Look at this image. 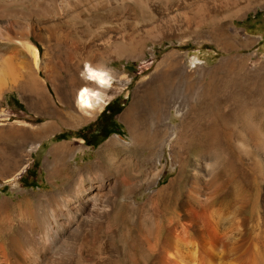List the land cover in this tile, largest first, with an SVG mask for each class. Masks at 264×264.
Segmentation results:
<instances>
[{
    "label": "bare ground",
    "instance_id": "6f19581e",
    "mask_svg": "<svg viewBox=\"0 0 264 264\" xmlns=\"http://www.w3.org/2000/svg\"><path fill=\"white\" fill-rule=\"evenodd\" d=\"M229 4L230 0H0V41L7 42H0V103L6 92L17 91L50 117L55 110L46 79L50 82L55 70L40 46L49 50L64 43L84 54L83 64H93L85 58L114 44L110 35L86 49L68 40L56 27L59 24L74 27L96 12L117 14L124 21L140 14L151 15L163 32L174 34L182 24L190 25L192 12H215ZM22 6L29 8V17L22 16ZM223 26L230 35V23ZM231 32L238 35L235 29ZM5 45L14 46L27 66L5 55ZM85 86L96 88L87 82L78 91ZM113 87L114 81L101 90L105 97L98 107L77 108L79 112L88 118L101 111ZM54 90L68 92V86ZM58 99L70 103L66 94ZM136 102L121 117L129 142L109 140L98 160L81 168L61 166L66 150L59 146L48 163L56 177L48 193L27 195L23 203L0 202V264H264V131L244 120L235 138L225 121L227 113L220 121L202 118L195 127L188 121L176 175L139 206L142 192L163 180L164 173L161 159L147 161L135 174L124 168L129 154H136L141 145L133 128L140 117L131 114ZM159 117L164 128L157 133H170L165 113ZM51 127L47 122L37 135H47ZM165 147L163 140L151 151L160 157ZM231 148L240 154L237 159ZM165 191L173 196L171 213L166 211ZM15 212L25 220L13 224L10 216Z\"/></svg>",
    "mask_w": 264,
    "mask_h": 264
},
{
    "label": "rangeland",
    "instance_id": "374dc122",
    "mask_svg": "<svg viewBox=\"0 0 264 264\" xmlns=\"http://www.w3.org/2000/svg\"><path fill=\"white\" fill-rule=\"evenodd\" d=\"M20 9L23 17H29L28 7ZM191 17L190 25L182 24L181 30L174 34L163 32L151 15L140 14L124 21L117 14L96 12L74 27L57 25L68 35V40L83 44L86 49L98 39L112 36V46L85 59L112 69L114 87L108 94L106 106L84 117L74 102L78 89L87 83L79 73L84 54L64 43L49 50L40 46L42 53H48L55 70L53 79L50 82L46 79V91L52 94L55 113L46 117L20 92L4 94L0 103V123L3 124L0 125V202L19 200L23 203L27 195L48 193L51 183L56 181L48 163L54 160V149L59 146L63 145L66 150L59 164L81 168L97 161L109 140L117 138L129 142V131L121 117L134 101L137 102L131 114L139 116L140 121L133 128L141 145L136 154H129L130 162L124 168L135 174L147 161L161 159L159 166L164 173L163 180L142 192L137 201L139 206L148 201L147 194L166 186L176 175L188 121L192 120L195 127L202 118L213 117L220 121L227 113L230 117L224 119L235 138L239 137L238 132L246 120L264 131V0H230V4L220 10L195 11ZM225 21L230 23V35L224 29ZM32 40L38 44L35 38ZM1 48L5 55L27 66V60L14 46ZM71 74L76 77L64 78ZM64 84L68 92H55V87ZM64 94L70 99L68 105L58 99ZM114 100L113 109L124 107L111 119L103 112ZM160 112L165 113L167 125L171 127L168 134L157 133L164 128ZM15 121H24L27 125L17 126L13 124ZM47 122L52 125L51 131L45 136L37 135L38 129ZM116 126L122 130L121 135L111 130ZM105 132L113 134L105 138ZM142 132L144 137L140 136ZM177 139H180L178 143ZM163 140L166 141L165 151L158 157L151 149ZM231 149L237 159L240 154ZM222 177L225 178L224 172ZM167 193L163 192L169 205L166 211L171 213L173 196ZM18 214L10 216L13 224L25 220Z\"/></svg>",
    "mask_w": 264,
    "mask_h": 264
},
{
    "label": "clouds",
    "instance_id": "9594fccd",
    "mask_svg": "<svg viewBox=\"0 0 264 264\" xmlns=\"http://www.w3.org/2000/svg\"><path fill=\"white\" fill-rule=\"evenodd\" d=\"M113 70L104 65H93L88 61L83 64V69L80 71V78L86 82H91L96 85V88L82 87L76 93V106L79 109L98 107L104 102L102 97L105 93L101 90H107L112 87L114 77ZM106 106V105H105Z\"/></svg>",
    "mask_w": 264,
    "mask_h": 264
},
{
    "label": "trees",
    "instance_id": "16d2710c",
    "mask_svg": "<svg viewBox=\"0 0 264 264\" xmlns=\"http://www.w3.org/2000/svg\"><path fill=\"white\" fill-rule=\"evenodd\" d=\"M116 102V100H114L113 102H111V103H109L108 105H107V107L105 108V111L103 112V113H107V114H109L110 115V117H111V119H113V118H115L117 115H119L121 112H122V110H123V108L122 107H124V106H122V107H119V108H117V109H113L112 108V105L114 104ZM111 130H116V131H118V133L117 134H120V132L122 131V130H120L117 126L116 127H114V128H111ZM108 132H105V134H104V137L105 138H107L109 135H111V134H113V132H111V133H108ZM97 134L98 135H100V132L98 131L97 132ZM121 135V134H120ZM61 136V135H60ZM59 136V137H60ZM62 137V136H61ZM79 138L80 137H82V136H78ZM58 139V138H57ZM62 139V138H61ZM7 190V187H4L3 188V191H6Z\"/></svg>",
    "mask_w": 264,
    "mask_h": 264
}]
</instances>
